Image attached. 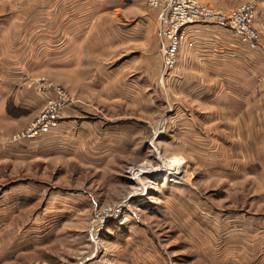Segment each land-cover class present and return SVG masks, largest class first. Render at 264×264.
<instances>
[{"label": "rangeland", "instance_id": "rangeland-1", "mask_svg": "<svg viewBox=\"0 0 264 264\" xmlns=\"http://www.w3.org/2000/svg\"><path fill=\"white\" fill-rule=\"evenodd\" d=\"M7 1L8 22L23 20L27 41L43 50L53 43V9L62 8L73 25L72 53L106 69L127 63L138 70L126 81L110 75L105 95L97 94L98 70L89 76L93 86L74 78L72 90L41 77L72 94L57 119L69 109L72 126L57 130L54 139L62 132L73 148L54 141L53 148L44 146L54 128L20 140L38 142L23 160L0 158V264H212L226 249V226H236L246 212L243 201L250 193L243 189L255 190L249 177L231 182V172L264 171L262 67L238 64L232 145L225 128L209 124L215 115L224 119L221 113L194 108L185 93L171 102L167 83L161 84L171 71H161V40L144 0L0 3ZM251 2L264 28V0ZM174 83L186 87L185 81ZM129 87L137 94L131 96ZM39 101L26 108L24 127L42 108L44 95ZM24 127L6 134L8 144L15 143L9 135ZM169 162L177 175L156 171Z\"/></svg>", "mask_w": 264, "mask_h": 264}, {"label": "crops", "instance_id": "crops-1", "mask_svg": "<svg viewBox=\"0 0 264 264\" xmlns=\"http://www.w3.org/2000/svg\"><path fill=\"white\" fill-rule=\"evenodd\" d=\"M200 1L209 2L211 5L214 4L217 9L225 10L236 4L252 0L239 3L234 2L235 0H221L225 1L223 5L214 2L217 0ZM4 3L6 5H3ZM4 3H0V158L23 160L24 152L29 150L32 153L33 146L38 142L18 141L8 144L6 134L24 127L28 118L26 108L40 102L43 95L35 91L33 81L45 77L72 90L71 81L74 78L80 79V81L85 80L86 86H93L89 76L98 70L102 77L98 78L101 83H98L97 94L105 95L109 88L106 81H109L107 79L110 75L115 81H126L127 74H133L132 72H136L138 69L133 71L136 67L128 66L127 63L118 68L108 67L106 69L103 62L95 63L94 59H85L72 53L70 33L73 31V25L68 19L70 12L62 8L53 9V17H55L53 18V43L49 46L48 51H45L43 50L45 47L42 48L32 41H27L26 25L23 20L22 23L10 24L8 22L9 5L8 1ZM258 4L261 5V3ZM22 14L24 15L25 11ZM153 18H155L154 12ZM256 21L255 17L254 26L260 37L262 34L261 43L264 45V28L261 21L260 23ZM180 39L175 66L167 76H162L161 84L167 83L171 102L174 100V96L185 93L189 96L188 103L192 104L194 108L197 107L203 112L221 113V117L224 119L215 115L214 118L211 117L209 124L212 121L214 128H225L226 141L233 145L235 138L234 85L242 76L239 67L242 65L247 67V64H253L255 61L258 70L262 67L264 73V51L261 49L258 51L259 53L250 51L239 43L225 26L220 24L201 22L188 24L182 28ZM255 55L258 57L257 60ZM254 56L255 58H253ZM238 64L241 66L238 67ZM84 73L88 76L84 77ZM75 74L76 76L71 77ZM157 74L160 75L159 72ZM259 75L260 72H258ZM176 81L180 83L185 81L186 87L183 89L180 85L171 87V84H175ZM129 90H131L130 87ZM130 92L131 96L137 94V89ZM204 114L206 116V113ZM178 115L177 111L174 112V119ZM62 116L65 117L62 118ZM70 116L69 109H66L60 116V119L63 120H59L56 130L54 129L48 138H44L49 140L48 143H44V146L48 145L53 148L54 141L55 143L59 142L57 144H60V148L64 145L73 148V139H68V137L62 139L64 137L62 132V138L59 141L54 139L57 130L64 131L63 128L72 126L71 120L68 119ZM170 117L172 116H169V119ZM218 119L220 122L224 121V126L216 123L219 121ZM216 132L218 133V131ZM246 177L250 178V183L254 182L255 190L252 191L251 187L243 189L244 192L250 193L248 199L243 201L244 207H247L246 212L241 218H238L236 226H233L235 223L230 225L231 227L226 226L224 232L226 249H221V253L215 255L212 264H264V171L253 174L244 171L242 175L232 171L230 176L231 182L246 181ZM236 221L237 219H235Z\"/></svg>", "mask_w": 264, "mask_h": 264}, {"label": "built area", "instance_id": "built-area-1", "mask_svg": "<svg viewBox=\"0 0 264 264\" xmlns=\"http://www.w3.org/2000/svg\"><path fill=\"white\" fill-rule=\"evenodd\" d=\"M144 3L155 13L156 32L162 45L161 71L164 73L174 68L182 28L191 23L223 25L244 47L250 50L264 48L254 26L255 6L252 2L236 4L224 12L198 0H144ZM33 87L36 92L44 95V104L26 127L9 135L10 142L50 133L56 128L63 108L73 101L64 88L43 78L33 81ZM262 106L264 111V94Z\"/></svg>", "mask_w": 264, "mask_h": 264}, {"label": "bare ground", "instance_id": "bare-ground-1", "mask_svg": "<svg viewBox=\"0 0 264 264\" xmlns=\"http://www.w3.org/2000/svg\"><path fill=\"white\" fill-rule=\"evenodd\" d=\"M163 162V161H162ZM170 163V162H169ZM172 163L168 164V163H164L159 170H156L157 172H165V173H173V175H177V170L178 167H174L171 165ZM180 169V168H179ZM155 171V170H154ZM175 173V174H174ZM172 175V176H173ZM174 177V176H173Z\"/></svg>", "mask_w": 264, "mask_h": 264}]
</instances>
